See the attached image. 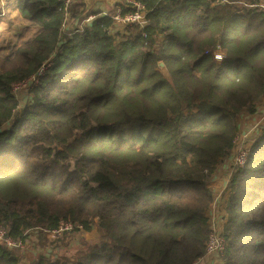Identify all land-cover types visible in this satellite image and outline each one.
Returning <instances> with one entry per match:
<instances>
[{
	"label": "trees",
	"instance_id": "16d2710c",
	"mask_svg": "<svg viewBox=\"0 0 264 264\" xmlns=\"http://www.w3.org/2000/svg\"><path fill=\"white\" fill-rule=\"evenodd\" d=\"M84 1L16 0L38 29L0 52V225L45 250L0 242V264H198L211 181L264 101L263 0H140L143 28L97 12L65 29ZM255 137L222 195L219 264H264V123ZM96 219L103 234L87 248L47 247L75 234L53 238L62 221L90 232Z\"/></svg>",
	"mask_w": 264,
	"mask_h": 264
},
{
	"label": "rangeland",
	"instance_id": "374dc122",
	"mask_svg": "<svg viewBox=\"0 0 264 264\" xmlns=\"http://www.w3.org/2000/svg\"><path fill=\"white\" fill-rule=\"evenodd\" d=\"M112 7L114 6H109L107 2L97 3L95 7L90 11L85 8V11L83 12V8L80 7L79 10L82 11L83 14L81 13V15L76 19L72 16H69L65 29H72L77 25L79 27L80 24L88 22L87 18L90 13L94 14L100 12L103 9L111 10ZM37 29V26L29 23L18 12L16 7V0H0V52L6 55L12 54L21 43H24L25 41L33 38V36L36 34ZM15 92L18 95L21 105H24L30 97L24 85L17 86ZM262 123H264V101L263 104L259 105L258 111L255 114H246L241 117L240 133L237 138L234 155L231 156L227 161L219 165L217 168V174H215L214 176V178H217V181H213L211 185L215 190V196L218 197V200L222 201L223 199V192L232 175V166L236 162L239 163L240 158H247V154L250 153V147L253 146L255 142L257 129L259 126H261ZM9 127L10 125L7 124L4 129H8ZM214 178L212 180L216 179ZM222 203L225 205L224 202ZM218 205L219 201H217V205H215L214 208L216 213L219 210ZM215 219L218 221V219L222 218H219L218 215H216ZM102 234L103 231L96 228L95 230H92L88 233H75L72 236H68L54 242L50 239V245H48L47 247L50 246L51 248H61V254H63L65 251L71 253L80 250L83 246L87 248L86 245H83L84 242L94 243L100 239ZM66 244L68 245V247L64 246ZM32 245H29L27 248L20 251L23 254L26 253L27 255L34 257L40 256L45 250V248L42 246L38 249L37 247H34ZM205 260H207V262H204L205 264H219L220 255L216 253L206 254Z\"/></svg>",
	"mask_w": 264,
	"mask_h": 264
},
{
	"label": "built area",
	"instance_id": "2783aa9c",
	"mask_svg": "<svg viewBox=\"0 0 264 264\" xmlns=\"http://www.w3.org/2000/svg\"><path fill=\"white\" fill-rule=\"evenodd\" d=\"M74 0H63V2L68 6L70 3H72ZM116 8L113 10H107L103 9L100 11V15L102 16H111L114 21V26L116 29L124 30L128 26L137 25L141 28L147 26L149 24L148 17H147V9L145 4L140 0H120L119 4L115 5ZM261 7L264 9V1L261 3ZM96 15L93 13H90L87 18V23L91 22ZM68 21V16L66 18V23ZM66 23L64 24V27H66ZM225 56L221 52V50L217 49L215 51V59L218 62H222L224 60ZM32 80H35L36 78H31ZM30 79V80H31ZM29 82L22 84L27 85ZM20 86V85H18ZM17 87V86H16ZM15 87V90H16ZM239 136V135H238ZM238 138V137H237ZM249 151V148H248ZM248 156L246 159H239V163L236 162L235 164H239L241 166H244L246 162L248 161ZM215 205H217V202L215 201L214 206L212 207V234L210 236V240L207 247V254H218L220 255L224 248H225V242L224 239L221 236V229H222V223H223V216H224V206L218 205V212H215ZM218 215L219 218L218 221L215 219L216 215ZM95 226H100L101 221L99 219H96L94 222ZM78 230V232H76ZM83 231L82 226H75L70 221H62L59 226L54 229L51 234L53 238H61L67 233H81ZM37 238H31V239H24V240H13L12 238L8 237L6 234L5 229L0 225V242L4 243L7 247L13 249H25L29 245H34L35 242H37Z\"/></svg>",
	"mask_w": 264,
	"mask_h": 264
},
{
	"label": "water",
	"instance_id": "95a60500",
	"mask_svg": "<svg viewBox=\"0 0 264 264\" xmlns=\"http://www.w3.org/2000/svg\"><path fill=\"white\" fill-rule=\"evenodd\" d=\"M99 2H107V4L109 6H115V5L119 4L120 0H85V4H86L87 10L90 11ZM159 66H160L161 70L168 76L169 75V71H168L165 63L161 61L159 63Z\"/></svg>",
	"mask_w": 264,
	"mask_h": 264
},
{
	"label": "crops",
	"instance_id": "0c3cea01",
	"mask_svg": "<svg viewBox=\"0 0 264 264\" xmlns=\"http://www.w3.org/2000/svg\"><path fill=\"white\" fill-rule=\"evenodd\" d=\"M216 174H217V173H216ZM215 178H216V177H215ZM215 178H214V179H215ZM213 181H217V178H216L215 180H212V181H211V184H212ZM211 187H212V185H211ZM212 189H213V187H212ZM223 189H224V188H223ZM213 190H214V189H213ZM214 191H215V190H214ZM217 201H219V205H220V206L224 205V204L222 203V201L218 200V197H216V202H217ZM96 228H98V229L100 230V228H99L98 226H96L93 230H95ZM91 231H92V230H91ZM85 233H88V232H85ZM204 262H207V260H205V257H204V258H203L198 264H202V263L205 264Z\"/></svg>",
	"mask_w": 264,
	"mask_h": 264
}]
</instances>
